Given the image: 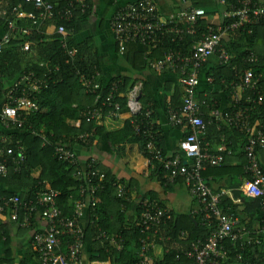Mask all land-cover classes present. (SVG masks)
<instances>
[{
    "label": "built area",
    "instance_id": "built-area-1",
    "mask_svg": "<svg viewBox=\"0 0 264 264\" xmlns=\"http://www.w3.org/2000/svg\"><path fill=\"white\" fill-rule=\"evenodd\" d=\"M25 2L35 7L37 15L14 9L16 17L30 19L35 26L47 22L55 24L58 40L70 59H75L79 54L78 48L68 46L73 32L59 22H71L77 12L88 14L92 8L90 0H69L68 5L63 8H60L59 4H53L51 0ZM177 4V11L164 13L160 10L157 0L127 3L116 9L110 20V29L120 46L121 55L124 54L127 45H140L150 52L172 35L173 42L183 41L186 37H199L190 50L169 49L162 59H148L150 71L156 74L173 73L179 77V85L183 92L182 105L179 108L171 107L169 110L170 125L187 130L180 142L179 151L168 156L158 143L154 111L151 108L144 109L141 103L142 83H136L125 95L126 110L131 117L134 133L146 140L149 162L161 169L163 186L168 187L176 184L178 180H183L189 196L199 207V211L194 214L201 213L203 225L211 229L205 240L198 239L191 244V249L185 254L187 258L195 264H226L229 261L235 262L232 264H239L243 259L242 253L232 256L231 254L244 251L248 245L260 244L262 239L264 240V217L260 221L259 230L253 235L241 224L236 213L224 210L222 207L224 192H214L206 183L204 172L208 167H220L225 163L224 153H231L229 149L227 150V137L222 135L221 144L216 151L210 149L208 143L204 146V141L208 127L212 124L217 125L219 130L226 126L245 136V178L241 189L247 198L261 200L264 212V167L261 157V152H264V86L263 74L255 70L261 60L253 51L240 58L224 43L226 39L229 42L234 40L237 31H245L247 26L258 25L264 21V0H218V7L222 9L223 15L221 24L212 22L208 16L210 11L194 7L191 0H177ZM202 20H207L204 31L198 28ZM32 34L31 29L8 21L6 31L0 38V54L11 46L17 36L29 38ZM30 49L31 41L25 40L23 51L29 52ZM214 58L217 64L227 66L234 72V79L230 83L233 101L230 111H222L217 107L216 101L201 98L199 95L203 67ZM79 75L86 91L96 97L95 108L86 112L89 120L99 124L105 113L109 118L123 115L122 105L116 101L118 97H124L119 93L120 81L112 84L109 96L101 106H98L101 101L99 92L103 88L100 71L95 69L91 77L80 73ZM48 77L47 73L43 77L35 72L25 74L8 90L0 113V122L4 129L7 131L20 129L24 124L22 119L24 116L42 112L38 97L48 87ZM208 82L212 83L213 78H208ZM93 137L94 133L86 132L79 135L76 142L87 146ZM7 138L5 137V142ZM17 145H20V142H17ZM54 146L58 161L76 166L75 176L82 182V196L76 202L74 215L72 217L63 215L56 204L59 192L49 188L37 193L35 200L29 202L18 197H0V215L10 208L14 220L18 218L19 211H26L30 215H38L37 217L46 222L45 229L36 232L32 237V247L42 264H83L82 251L86 234L82 220L86 213L91 217V222L98 220L96 212L100 203L99 193L104 190V185L98 181L101 173L96 159L91 158L82 167L70 145L55 142ZM23 162L24 158L13 157L15 172L21 171ZM7 174L6 160L0 163V175L5 177ZM116 186L118 196L128 202L130 198L127 184ZM139 207L136 227L141 238L136 264H155L153 251L161 242L171 239L170 236L165 238L161 229L173 219L172 212L160 202L151 199L141 201ZM124 210L123 205L122 212ZM63 236L69 239L67 253L61 252L60 249ZM97 240L101 244L108 242L117 251H121L125 245L120 234L110 235L104 231L99 232ZM227 243H230V248Z\"/></svg>",
    "mask_w": 264,
    "mask_h": 264
},
{
    "label": "trees",
    "instance_id": "trees-1",
    "mask_svg": "<svg viewBox=\"0 0 264 264\" xmlns=\"http://www.w3.org/2000/svg\"><path fill=\"white\" fill-rule=\"evenodd\" d=\"M7 2L10 7L7 9L4 17L0 16V29H5L7 22L13 21L17 26L31 29L33 34L29 38L17 36L12 41L11 46L0 54V105L4 104L8 90L12 88L23 75L35 72L41 77L47 73L49 77L47 79L48 87L44 89L43 93L38 97L42 112L24 116V118H22L24 124L20 129L7 131L1 124L4 131L0 138V150H3V152L0 151V163L6 160L8 161V174L5 177L0 175V185L17 188V191L1 189L0 197H18L21 200L29 202L35 200L37 193L49 188L59 192L56 204L63 215L65 217H72L75 212L76 202L82 196V182L75 176V172H77L76 166L58 161L55 155L54 143H66L75 151V145H78V142H76L77 137L86 132L94 133V137L87 146H91L95 143V138L100 134L101 128L96 125L97 123L95 121L89 120V117L86 116V112L88 109L95 108L96 97L88 93L81 84L79 73L91 76L93 75L94 67L98 65L94 62L95 60L83 59L81 50L79 46L73 42L72 36H70L68 46L70 48H78L79 54L75 59H70L66 50L62 47L60 40H58V35L55 34L54 36L47 37L43 33L42 25L35 26L30 19H18L16 17V14L13 12L14 9L19 10V12L37 15L38 12L32 4L26 3L25 0H7ZM51 2L53 4H59L60 8H63L68 5L69 0H51ZM191 3L194 7L205 8L209 11L213 7L218 6V0H191ZM90 4L92 6V0H90ZM19 6H21L20 9ZM92 9L93 8L85 15L77 12L71 22L67 23L61 21L59 23L65 24L67 29L70 31L72 30L73 35H75L79 32L81 24L89 17ZM209 15L210 14H208V16ZM206 21L207 20L200 21L198 27L200 31L205 30ZM249 31H251V33H249ZM234 38L235 39L231 42L226 39L224 43L225 46L229 50L235 52L237 56L241 58L250 51L259 55L261 60L260 65L257 66L255 70L263 74L262 84L264 86V21L258 25L247 26L245 31H237ZM198 39L199 37H186L183 41L176 40V42H173L174 36H169L157 49L151 50L147 58H145V49L142 46H128L140 49V51L134 53L136 57L134 64L138 70H141L139 67L148 68V59H162L165 52L169 49L190 50ZM25 40L31 41V49L29 52L23 51V42ZM214 59H211L203 67H208L209 73L207 78H213L211 84L222 88L227 97L229 96L231 98L230 83L234 79V72L227 66H220L217 63L214 64L212 62ZM137 62H139L138 65ZM56 68H58V70H56ZM116 81L121 82L119 93L124 96L121 98L118 97L116 101L122 105L124 112L126 111L127 102L125 95L136 84L134 81L125 77L115 78L108 85L103 84L101 77L100 82L103 88L99 92V94H101V101L98 103V106H101L107 99L111 92V86ZM180 88L179 85L174 92V100L172 103L174 108H179V103L177 102L181 97ZM153 98L151 87L149 84L144 83L141 97V103L144 109L151 108L154 111ZM206 98L208 100H214L218 104V96ZM231 104H233L232 99ZM217 107L219 108V105ZM230 109L231 108H229L228 111H230ZM105 110L108 111L107 108H105ZM106 115L107 113L104 114V118L107 117ZM70 120L80 121V127L73 128L70 126L68 124ZM212 130H214L215 136L219 138V142L222 135L227 137V150L232 149L233 153H236L241 148H244L246 138L243 134L235 130H230L226 126H222V129L218 130L216 125L209 128L204 146L207 143L210 145ZM155 132L159 143L160 135L157 125L155 126ZM124 133L128 136L127 139L129 140L127 141L139 143L141 153L148 159L149 157L145 146L146 140L143 136H137L134 133L131 119L130 122H127L126 132ZM5 137H8L6 142L4 141ZM114 138L115 137L110 135L107 139L113 142L115 141ZM17 142H20V145H17ZM238 145H241V148L238 147ZM123 148H120V153L123 151ZM224 155L226 162L222 166L208 167L207 170L214 176L223 177L224 175H229V180L227 182L228 187L233 190L234 197L245 204L248 213H254L260 216V227V221L262 217H264L261 200L249 199L240 190L242 183L238 178L244 175V166L246 164L245 154L241 153L238 156L241 164L231 167L230 169L226 168V166H229L231 157L229 158L225 153ZM13 157L16 159L24 158L20 172H15ZM261 157L264 162V152H261ZM156 168L161 175L160 167L156 165ZM98 169L101 173V177L98 181L104 185V190L99 193L101 204L99 203L100 206L96 212L98 220L90 222L88 227H85V246L91 249V262L136 264L138 261V254L129 251V247L135 245L137 249L140 245L141 235L136 227L137 222L134 219L136 216L138 217L140 207L138 205L136 206L137 208L134 209L135 215L133 214V217H131L129 211L134 205L132 206L130 202L123 201L118 194H115L117 189L116 185H119V183L113 178L110 172H104L99 163ZM36 170L40 171L38 177L33 175ZM204 176L206 177L205 173ZM179 181L184 183L183 180H178V182ZM171 186L172 185L166 188ZM128 197H130V195H128ZM123 205L126 209L122 212ZM107 206L117 207L115 215H113L115 219L112 221L113 223L103 215ZM222 207L225 211L234 212L239 216L237 207L225 197L222 200ZM7 215L10 216L12 222L18 225L26 221L32 222L33 224L38 216L36 214L30 215L26 211H19L18 218L14 220L9 208L5 213L0 215V217H7ZM172 216L173 219L167 222L161 229L164 237L167 238L170 236L171 239L161 242L156 250L153 251L152 255L154 256V262L155 264H195L194 261L189 260L185 254L191 249V244L193 242L198 239L205 240L211 229L203 225L202 214L201 216L196 214V216L191 217H176L172 213ZM1 223L0 244L3 239H6V241L0 249V264H42L35 250L34 254L39 259V263L17 259L11 248V240L7 230L8 227L3 224L2 220L0 221V224ZM259 227L257 230H259ZM247 229L251 231L253 235L257 232V230H250L249 227H247ZM100 231L109 234L114 232L120 234L125 241L124 248L121 251H117L108 242L101 244V242L97 240V235ZM183 233L185 236H182ZM61 239V252L67 253L69 239H67L66 236H63ZM227 246L230 248V243H227ZM169 248L171 250H169ZM238 253H242L243 255V259L239 264H264V240L262 239L260 244L248 245L244 251L234 252L231 256L238 255ZM232 263L235 262L229 261L226 264Z\"/></svg>",
    "mask_w": 264,
    "mask_h": 264
},
{
    "label": "crops",
    "instance_id": "crops-1",
    "mask_svg": "<svg viewBox=\"0 0 264 264\" xmlns=\"http://www.w3.org/2000/svg\"><path fill=\"white\" fill-rule=\"evenodd\" d=\"M136 1L138 0H92V12L81 24L79 32L72 35V40L77 46H79L83 59L95 60L94 62L97 63L98 68L96 66L94 67L93 74L95 69L99 70L104 85H108L113 81V79L121 77L128 78L134 81V83H142L143 86L144 83L149 84L154 97L153 118L155 124L159 127V144L168 156H172L179 151L180 142L187 133V130L183 128H174L169 123V110L173 107L172 103L174 100V92L175 89L179 87V77L177 74L168 72L156 74L150 71L147 67H139L141 70H138L134 64V61L136 60L134 53L136 51H140V49L127 45L124 48V54L121 55L120 46L118 50V44L115 41L110 29V20L116 9L127 3ZM157 1L160 10L164 13H171L178 10L177 0ZM9 7L10 5L7 0H0V16L4 17ZM209 14V19L215 24H221L223 22L222 9L220 7H213V9H210ZM41 25L45 36L49 37L56 34L55 24L47 22ZM5 31L6 28L0 29V38L4 35ZM150 52L148 49H145V58H147L148 53L150 54ZM117 53L123 57V61L119 62L117 60ZM212 62L215 64L217 63V60L214 59ZM138 64L139 62H137V65ZM208 73V67L203 68L199 95L201 94L200 96L202 98L218 96L219 108L222 111H228L231 107V98L229 96L227 97L222 88L208 82ZM180 93L181 97L177 102L179 103V107L182 105L183 99V92L181 88ZM2 108L3 104L0 105V113ZM122 113L123 115L118 118L106 117L101 120L99 124H96L101 128V130L100 134L96 136V141L93 145H75V152L80 165L83 167L91 158H94L97 160L104 172H110L112 174L113 178L119 183V185L127 184L130 195L128 202H130L132 206L134 205V207H131V210L129 211L131 217H133V214L135 215L134 209L137 208L136 206H139V203L145 199L160 202L176 217L196 216L194 213L199 211V207L189 196L185 184L179 181L169 188L164 187L162 184V175H160L156 165L150 163L149 160L141 153L139 143L135 141H127L129 139H127L128 136L124 132H126L127 122H130L131 117L127 110ZM207 119L210 120V117ZM68 124L73 128H79L81 122L70 120L68 121ZM213 125L214 124L210 125L208 130ZM3 131L4 129L2 128L0 122V138ZM212 131L210 149L216 151L218 146L221 144V137L219 142V138L215 136L214 130ZM110 135L115 137V141L111 142L107 139ZM240 146L241 145H238V147ZM120 148H123L121 153L119 151ZM229 151H231V153H227L226 156L229 158L231 157V160H229V166H226L227 164L225 165L228 169L241 164L238 156L241 153L244 154V148H241L236 153H233L232 149H229ZM204 173L206 175V177L204 176L205 181L208 186L216 193L224 192V197L229 199L233 205L237 207V211H239V216L241 218V224L245 227H249L252 231H256L259 227L260 216L255 215L254 213H248V211H246L245 204L234 197L233 190L230 189L227 184L229 175H224L223 177L214 176L208 170ZM33 175L38 177L40 175V171L36 170ZM244 175L238 178L242 185L245 178ZM241 188L240 190L242 191ZM1 189L17 191V188L6 185H0V190ZM115 194H117V189ZM116 210L117 207L115 206H107L103 215L105 218L107 217L111 220V223H113L112 221L115 220L113 215H115ZM137 218V216L134 218L135 221ZM1 220L3 224L8 227L7 230L11 240V248L14 256L20 260H28L32 263H39V259L35 256V251L32 247V237L36 232H40L45 229L47 225L46 222L37 217L33 224L32 222L29 224V221H26L25 223L18 225L12 222L9 215H7V217H0V221ZM90 222L91 217L86 213L82 223L85 227H88ZM1 225L2 223L0 226ZM115 234L116 233L114 232L110 235ZM5 241L6 239H3L0 244V249L4 245ZM169 250L171 249L169 248ZM129 251L137 253L138 248L136 249L135 245H132L129 247ZM91 258L92 253L90 247L84 246L82 251L83 264H110L109 262H91Z\"/></svg>",
    "mask_w": 264,
    "mask_h": 264
},
{
    "label": "rangeland",
    "instance_id": "rangeland-1",
    "mask_svg": "<svg viewBox=\"0 0 264 264\" xmlns=\"http://www.w3.org/2000/svg\"><path fill=\"white\" fill-rule=\"evenodd\" d=\"M212 9H213V8H212ZM116 58H117V60H118L119 62L124 60L123 57L120 56L119 53L116 54Z\"/></svg>",
    "mask_w": 264,
    "mask_h": 264
}]
</instances>
